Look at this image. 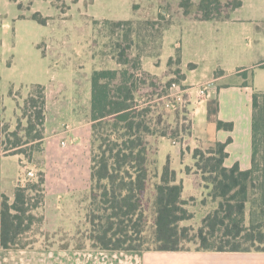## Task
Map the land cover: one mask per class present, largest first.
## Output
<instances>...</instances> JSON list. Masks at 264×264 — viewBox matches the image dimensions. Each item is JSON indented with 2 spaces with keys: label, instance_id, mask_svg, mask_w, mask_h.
<instances>
[{
  "label": "rangeland",
  "instance_id": "rangeland-1",
  "mask_svg": "<svg viewBox=\"0 0 264 264\" xmlns=\"http://www.w3.org/2000/svg\"><path fill=\"white\" fill-rule=\"evenodd\" d=\"M22 1H31V8L41 12L43 17H45L43 14L51 15L55 11L52 6L55 0ZM135 1L143 7L148 6L145 9V16L140 20H133L130 24L120 26L111 25L110 22L92 21L89 26H83L81 30L69 33L58 27L57 23L54 26L53 24L40 26L28 20L17 24L15 18L16 13H19L17 6L10 0H0V130L7 125L8 132L15 131L17 118L21 120L20 129L29 125L27 117H22L20 109L30 93H33L38 107L39 102L43 100L44 123L47 124L42 160L40 158L36 164L28 163L26 156L29 155L30 145H27L23 147L26 150L25 155L20 156L25 169L20 167L19 160L15 156H8L2 162V192L5 195L12 194L14 185L21 181L23 187H31L38 182L41 172H38V168L33 165L39 166L46 175L44 188L47 200L45 195L41 198L40 193L35 189L26 193L30 198L28 204H37V208L31 211L35 220L29 229L22 233L19 243H31V247L37 244L43 248L53 246L58 249H84L82 257L84 264H264L263 253L203 252L196 251L192 244L186 245L189 251L182 252H104L110 250L92 247L91 237L97 227L93 228L89 217L87 218L91 210L90 126L87 124L90 121V82H86L83 86L73 82L74 72L70 65L75 64L77 69L92 72L113 70L115 67L119 69L121 67L116 63L123 49L132 59L139 54L144 58L148 54L159 55L163 31L170 22L167 12L174 15L173 23L179 21L175 20L180 14L175 9L176 1L164 0V5H161V0ZM198 2L199 0H193L195 4ZM71 4L73 0L55 1L56 8L62 12L69 9ZM119 11L123 13V8H119ZM160 14L164 16L162 21L159 20ZM5 23L9 25L7 32L3 29ZM194 26H202L205 29L197 30ZM257 32L262 33L263 36L259 38ZM231 34L237 35L239 54L235 59H231L230 55L227 56L223 47L224 38ZM176 49L181 50L182 60L185 61L183 70L180 69L181 63L176 62L178 53L166 68V62L175 54ZM160 59L161 64L155 65L156 59L145 58L144 69L159 75L157 77L162 84L167 82L171 84L168 88L159 89L160 93L164 94L161 97H159L161 94H157L146 99H151L150 103L155 104L153 116L160 122V127L167 132L179 130L180 133L178 136L175 133L174 139L163 140L161 143H159L160 139H156V143L153 138L149 139V175L152 183L159 181L166 157L168 155L174 157L180 152L179 146L182 147L184 138L188 136L187 129L191 126L189 105L191 100L200 98L197 95L198 84L211 75L215 63L222 65L218 68L224 71H227L229 65L234 69L243 67L249 63V60L263 63L264 32L249 31L236 25L222 23L197 25L176 23L166 32L164 51ZM188 64L196 66L193 73L189 74ZM140 68L143 70L142 65ZM183 71L189 74L188 85L194 87L183 86L181 80ZM263 75L264 71L258 72L260 80ZM80 80L83 82V79ZM37 85L42 88L43 99L36 97L39 91ZM63 97L69 101L72 111L55 116L54 113L57 108L59 109ZM36 109L35 107L31 110L33 124L31 135L39 131L37 120L34 115L32 116L33 110L35 112ZM28 114L30 116V113ZM25 134L23 130L19 131V136ZM70 140H74V143ZM64 141L66 147L61 146V142ZM38 148L41 150V146L36 150ZM171 163L174 168L178 167L176 159ZM169 167L171 168V165ZM190 169V173L193 171L199 175L201 184L205 185L194 164ZM27 170L33 171L35 176L28 178ZM156 175L157 177H154ZM209 188L211 189L210 186ZM151 190L152 188L147 192L144 200L147 237L153 231L154 222ZM257 198V195L249 193L245 209L246 223L254 213L253 202H257ZM187 201L189 203L187 209L193 213V219L182 222L181 226H189L197 230L202 218L214 210L217 202L208 195L201 200L189 198ZM96 249L100 250L99 256ZM3 259L0 258V263L18 264V260L20 261L14 256L10 259L6 258V261Z\"/></svg>",
  "mask_w": 264,
  "mask_h": 264
},
{
  "label": "trees",
  "instance_id": "trees-1",
  "mask_svg": "<svg viewBox=\"0 0 264 264\" xmlns=\"http://www.w3.org/2000/svg\"><path fill=\"white\" fill-rule=\"evenodd\" d=\"M163 1L161 5H164ZM175 1V9L180 13L175 20L224 21L242 5L241 0H199L197 4L193 0ZM167 15L171 23L164 30L174 20V15L169 12ZM31 19L41 25L47 23L39 13L32 14ZM159 20H164V16L160 14ZM110 23L120 26L131 21ZM177 53L176 62L180 64L179 51ZM142 57L139 54L132 59L123 49L117 59L121 68L95 70L90 76L91 210L87 218L93 228L97 227L91 237L92 247L137 253L182 252L189 251L186 245L192 244L196 251L203 252L264 253V92L251 95V166L248 170H241L238 164L230 168L224 166L225 149L230 139L211 149L193 151L194 167L201 174L206 188L211 187L208 196L217 202L214 210L202 218L200 226L194 230L181 226L182 222L193 219V213L187 209L188 201L181 198L182 183L177 182L169 163L162 167L158 182L152 183L150 179L149 139L153 138L155 143L156 139L172 140L180 131L167 132L154 118L155 104L146 98L161 94L159 89L168 88L171 82L162 84L157 76L141 70ZM172 61L170 58L167 65L170 66ZM188 67L193 69L194 65ZM184 79L183 75L181 80ZM37 88L36 97L43 99L42 88L39 85ZM33 97L30 93L20 109L29 125L20 129L21 120L17 118L15 131L8 132L7 125L0 130V157L24 156L26 150L23 147L30 145L26 159L31 163L33 154L39 151L36 148L44 139V102H39L38 107ZM35 107L32 116L37 120L39 131L31 135V110ZM217 128L231 131L233 124L218 122ZM18 130H23L25 136H19ZM187 131L189 135L191 126ZM190 171L189 167L185 168L186 174ZM43 184L42 173L31 187L18 183L12 202L0 192V249L31 247V243H19L22 233L35 220L31 211L37 208V204H28L30 198L26 193L35 189L42 198ZM150 188L154 222L153 231L147 237L144 200ZM250 192L258 198L253 202L254 213L246 223L245 209Z\"/></svg>",
  "mask_w": 264,
  "mask_h": 264
},
{
  "label": "crops",
  "instance_id": "crops-1",
  "mask_svg": "<svg viewBox=\"0 0 264 264\" xmlns=\"http://www.w3.org/2000/svg\"><path fill=\"white\" fill-rule=\"evenodd\" d=\"M13 2L19 13H16L15 18L17 24L31 20L32 14L39 13V11H34L31 8V1L26 2L22 0H10ZM56 1V0H55ZM55 1L52 6L55 11L51 15L39 13L42 18L47 19V23L53 26L57 23L58 27L62 30L65 29L67 32H76L83 26H89L93 22H120V21H133L140 20L145 16V9L148 6L143 7L136 3L135 0H73V4L69 6L65 12L56 8ZM241 7L232 11L229 15V19L224 21L209 20V21H192V20H179L171 24L166 30L163 31L161 39V51L157 56H146L145 58H154L157 60L155 65L161 64V55L164 51V39L166 37V32L174 26L176 23H192V25H197L201 23H222L230 24L241 27L242 29H248L249 31L262 30L264 32V0H241ZM119 8H123V13H120ZM115 10V11H113ZM117 10V11H116ZM130 12V13H129ZM57 18V19H55ZM197 30H204L202 26H194ZM72 28V29H71ZM4 32L9 29L8 24L3 25ZM258 33V32H257ZM259 38L263 36L262 33H258ZM237 35L231 34L224 38L223 47L226 49L225 53L227 56L230 55L231 59L237 57L238 44ZM250 46V45H249ZM179 51L181 58V68L183 70L185 66V61L182 60V53L180 49H176L175 54L170 58L174 59L176 53ZM144 58V57H143ZM144 58V59H145ZM169 58V59H170ZM92 60V58H90ZM143 59V61H144ZM168 59V60H169ZM143 61L141 63L143 71L155 75L144 69ZM257 60H249L247 65L234 69V67L227 68V71L221 70L218 67H222L219 63H215L212 68L211 75L200 82L198 86L210 85L207 95L204 98H199L197 100H191L189 105L190 116H191V131L190 134L184 138L183 145L180 147L179 151L174 157L167 156L165 163L168 162L171 165L172 170L176 173L177 182L182 183V193L181 198L183 200H188L189 198H194L196 200H201L208 195L210 188L206 186L200 180V176L195 174L193 171L189 174L185 173V168H191L194 164V159L192 153L195 149H210L214 147L217 143H225L230 139V143L226 146L227 158L224 161V166L227 168L232 167L234 164H238L241 170H248L251 166V95L254 92H264V75L262 79L258 77L259 71H264V62L255 63ZM168 61L166 62L167 68ZM119 67V64L116 63ZM187 65V69L188 66ZM194 65V64H192ZM74 72L73 82L77 85H85L86 82H90V70L77 69L75 64L70 65ZM224 66V65H223ZM217 68V69H216ZM118 69L117 67L113 68ZM196 70L194 65L193 69H189V74ZM166 71V69L164 70ZM163 71V72H164ZM218 72V74H215ZM184 75L183 86L194 87L188 85V76ZM83 76V77H80ZM159 76V75H155ZM80 79H83L81 82ZM90 96H91V86H90ZM59 109L55 111V116L65 115L71 110L69 101L67 99H62L59 104ZM89 114H90V99H89ZM89 116V115H88ZM218 122L232 123L233 129L231 131H225L223 129H218ZM90 126V152H91V123L87 122ZM66 127V126H65ZM67 128V127H66ZM65 128V129H66ZM47 124L44 123V139L41 145V150L34 153L31 164H36L42 160L43 157V144L46 140ZM163 140H168L165 138L160 139L159 143ZM169 141V140H168ZM74 143V140H70ZM176 145V144H173ZM62 147H66V143L61 142ZM18 158L19 165L22 169L26 167L22 166L23 162L20 156L13 155ZM8 156L0 157V192H2L3 183V173H2V162L4 158ZM172 157V158H171ZM177 160V168L172 165V160ZM38 168V172L43 174L44 184H43V197L45 195V181L46 175L40 170L39 166L33 165ZM33 172V171H32ZM34 173V172H33ZM23 182V181H22ZM21 182V183H22ZM18 185V184H17ZM17 185H14V191ZM4 194V193H3ZM5 195V194H4ZM12 202L14 199V192L12 194L5 195ZM47 200V199H46ZM50 203V202H49ZM208 214V213H207ZM74 250V251H73ZM98 250V251H97ZM92 251H95L92 249ZM99 256V249H96ZM104 252H116V251H104ZM84 254V249H58L56 247L43 248L37 244L33 247H28L26 249H0V258L15 257L20 259L18 264H84L82 260ZM108 254V253H107ZM264 254V253H263ZM79 255V257H78ZM262 256V255H261ZM79 258V259H78ZM0 264H7L1 262ZM8 264H11L9 262Z\"/></svg>",
  "mask_w": 264,
  "mask_h": 264
},
{
  "label": "built area",
  "instance_id": "built-area-1",
  "mask_svg": "<svg viewBox=\"0 0 264 264\" xmlns=\"http://www.w3.org/2000/svg\"><path fill=\"white\" fill-rule=\"evenodd\" d=\"M210 85H202L198 87V91H197V95L200 98H204L207 95V91L209 90ZM26 176L28 178H33L35 176V174L31 171V170H27L26 172ZM22 182V181H21ZM20 182V184H21Z\"/></svg>",
  "mask_w": 264,
  "mask_h": 264
}]
</instances>
